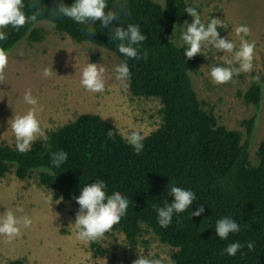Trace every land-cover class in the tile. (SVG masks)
Instances as JSON below:
<instances>
[{"label":"trees","instance_id":"16d2710c","mask_svg":"<svg viewBox=\"0 0 264 264\" xmlns=\"http://www.w3.org/2000/svg\"><path fill=\"white\" fill-rule=\"evenodd\" d=\"M24 11L32 0H23ZM67 6L75 0H38L42 10L38 22L48 21L55 29L75 42L102 47L127 62L131 78L128 90L134 96L156 97L161 103V122L144 136V148L137 154L117 127L99 114L85 112L51 131L45 143L33 142L30 151L20 153L16 145L0 143V176L14 167L23 179L38 171L41 185L53 190L54 197L70 200L80 208L75 197L82 188L103 180L107 195L119 191L129 201L127 212L113 229H119L125 240L134 245L145 224L158 239L175 248L173 264H264V143L256 149L257 163L249 161L248 141H242L238 130L217 123L206 111L193 85L192 74L201 56H185L186 45L175 42L171 34L177 23L186 20L188 0H106L105 11H117L118 21L107 28L96 20L82 25L64 16H54V7ZM124 5L125 7L121 8ZM127 13V14H125ZM36 24L27 23L18 31L11 26L2 29L6 41L0 47L10 51L21 39L39 41ZM139 25L146 40L138 48L148 58L131 59L121 54L111 40L114 27ZM94 31L90 33L88 28ZM247 103L257 106L260 87L251 85L244 93ZM254 118L243 121L246 135L252 134ZM113 131V137L108 131ZM64 151L67 160L56 167L52 153ZM175 185L195 193L196 200L184 212L174 213L168 227H161L153 205L164 207L174 201L170 188ZM203 204L204 212L191 216ZM229 217L240 226L226 240L215 233L218 219ZM243 247L235 256L225 251L230 243ZM253 242V250L247 243ZM99 254L104 250L95 247ZM6 264H25L20 258Z\"/></svg>","mask_w":264,"mask_h":264},{"label":"rangeland","instance_id":"374dc122","mask_svg":"<svg viewBox=\"0 0 264 264\" xmlns=\"http://www.w3.org/2000/svg\"><path fill=\"white\" fill-rule=\"evenodd\" d=\"M188 4L197 9L205 26L212 18L223 21L226 28L217 27L219 37L235 44L233 53L216 50L211 45L204 48L207 55L200 54V65L192 79L202 107L215 116L218 124L238 130L242 141L247 139L249 161L254 165L256 149L260 142L264 143V0H188ZM192 19L189 14L186 20L177 23L171 34L175 42L182 41L185 21L190 24ZM240 25L251 30L244 39L255 41L253 69L218 85L212 81L210 70L214 66H230L225 59H232L240 48V37L235 32ZM36 27L42 34L39 41L23 38L7 51L6 82L0 83V143L16 145L11 122L33 108L24 101L28 89L38 101L36 115L47 138L51 131L85 112L99 114L113 123L125 139L133 130L145 136L158 127L162 106L159 99L134 96L126 82L116 79L118 57L91 43L75 42L48 21H40ZM88 63L105 69L103 92H90L82 86V70ZM51 67L53 75L44 77L43 69ZM231 67L238 68L239 64L234 62ZM257 76L258 82L253 79ZM253 84L260 87L257 106L242 97ZM251 117L253 129L247 137L243 121ZM46 140L37 138L34 142ZM18 207L23 212H17ZM7 211H13L17 217L28 216L32 224L21 227V235L11 241L0 235V264L15 258L25 264H133L141 256L160 264H173L171 254L175 248L161 242L145 224H141L134 245L125 240L119 229L113 228L98 241L78 240L74 223L80 208L70 200L54 197L51 188L39 183L37 170L19 179L11 167L0 176V217ZM92 244L103 249L104 254L95 251Z\"/></svg>","mask_w":264,"mask_h":264},{"label":"clouds","instance_id":"9594fccd","mask_svg":"<svg viewBox=\"0 0 264 264\" xmlns=\"http://www.w3.org/2000/svg\"><path fill=\"white\" fill-rule=\"evenodd\" d=\"M125 7L124 5L121 8ZM25 4L23 0H0V41H6L7 35L2 29L11 26L17 31L27 23H38V17L41 9L38 6V0H32L28 5L29 9H35L31 15H27L24 11ZM107 8L106 0H75L71 6L61 2L54 7V16H64L72 19L82 25H89L96 20L101 21L103 27L107 28L112 21H118L117 11H105ZM185 11L191 15L192 22L189 24L185 21L186 30L182 32L181 39L186 45L185 56L193 58L197 54L207 53L203 50L209 45L216 50H223L225 53H233L235 44L229 39L219 37L217 27L226 28V25L219 18H212L205 26L201 22L200 15L194 6H187ZM127 14V13H125ZM111 40L120 41L117 45L121 54L131 59L147 60L148 53L144 51L142 54L137 47L146 40V36L140 31L139 25L128 24L127 28L114 27L111 28ZM88 31L92 33L94 30L89 27ZM236 35L240 37V48L235 51L232 59H225V63L229 67L214 66L210 70V77L216 84L229 83L233 75H239L241 72H251L253 69V59L255 50V41L249 42L244 37L251 34V30L246 25H240L235 29ZM239 64L238 68L231 67L233 63ZM8 66V54L4 48L0 47V83L6 82L5 70ZM53 68H44L43 76L51 77ZM105 69L98 67L95 63H88L82 70L81 84L90 92H103L105 90L104 81ZM116 79L122 83L127 82L131 78V73L127 62H123L116 66ZM255 81H259V77H253ZM24 101L28 105H32L29 111L23 115H17L12 119L11 129L16 140V147L20 153L30 151L32 143L37 138L47 139L44 136L40 126V121L36 115V105L38 101L31 94V89L24 93ZM113 131H108V136L113 137ZM128 143L132 145L133 150L140 154L144 148L142 141L144 136L136 130L126 137ZM51 163L60 167L67 160V153L59 151L52 153L50 156ZM106 184L103 180H97L95 183L87 184L82 188L81 194L75 197L80 206L77 213L74 226L77 230L76 238L82 242L88 243L102 239L105 233L109 232L113 226L120 222L121 217L127 212L129 201L119 191L107 195L105 192ZM170 195L174 197V201L166 204L164 207L153 205L158 214V223L161 227H168L171 223L174 213H181L189 209L196 200L195 193L185 190L181 187L173 185L170 188ZM59 203V201L57 202ZM17 212H23L22 207L16 209ZM204 212V206H201L191 212V216H199ZM32 224L28 216L17 217L13 211H7L3 217H0V235L7 237L8 241L15 239L21 235V227L28 228ZM240 231L239 224L233 219L225 216L216 221V235L226 240L230 233H238ZM243 247L239 242L230 243L225 251L229 256H235ZM247 248L253 250L254 243L248 242ZM133 264H160L157 261H151L144 256L133 261Z\"/></svg>","mask_w":264,"mask_h":264}]
</instances>
